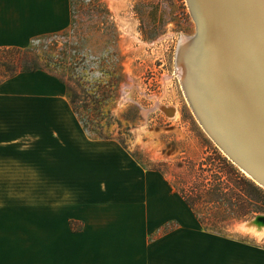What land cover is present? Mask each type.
Instances as JSON below:
<instances>
[{"label":"rangeland","instance_id":"374dc122","mask_svg":"<svg viewBox=\"0 0 264 264\" xmlns=\"http://www.w3.org/2000/svg\"><path fill=\"white\" fill-rule=\"evenodd\" d=\"M196 29L188 0H72L70 26L35 40L28 53L41 55L47 77L35 76L27 87L29 115H60L44 126L83 128L94 141L108 143L91 148L106 150L109 160L93 161L85 188L108 192L110 205L151 193L157 207L174 208L172 227L195 214L212 230L264 241V227L247 226L264 215L254 211L264 207V187L208 135L178 73L179 43ZM13 54L0 53V64L22 69L26 52ZM5 71L0 66V78ZM68 71L85 81V94ZM71 88L82 96L78 113ZM82 120H90L89 129ZM44 187L69 191L65 185Z\"/></svg>","mask_w":264,"mask_h":264},{"label":"crops","instance_id":"0c3cea01","mask_svg":"<svg viewBox=\"0 0 264 264\" xmlns=\"http://www.w3.org/2000/svg\"><path fill=\"white\" fill-rule=\"evenodd\" d=\"M71 21L72 0H0V47H28ZM45 72L0 83V264H264L263 240L212 230L195 214L172 227L174 208L151 193L117 206L85 188L93 161L109 160L91 148L108 143L44 126L60 115H29L27 87Z\"/></svg>","mask_w":264,"mask_h":264},{"label":"bare ground","instance_id":"6f19581e","mask_svg":"<svg viewBox=\"0 0 264 264\" xmlns=\"http://www.w3.org/2000/svg\"><path fill=\"white\" fill-rule=\"evenodd\" d=\"M189 5L201 33L196 54L192 40L197 29L194 35L182 37L177 52V69L189 103L200 122L208 124L207 115L235 149L264 166V154L258 146H264V139L253 131L250 120L240 116L224 82L226 59L211 14L215 6L225 26V41L240 70V92L264 121V0H190ZM247 226L257 231L264 227L250 221Z\"/></svg>","mask_w":264,"mask_h":264},{"label":"water","instance_id":"95a60500","mask_svg":"<svg viewBox=\"0 0 264 264\" xmlns=\"http://www.w3.org/2000/svg\"><path fill=\"white\" fill-rule=\"evenodd\" d=\"M211 14L213 17L214 25H216V30H217L216 32L219 35V45L223 49V54L226 59L225 73L227 74V77L223 75L224 82L227 83V89L232 96L231 98L233 100V103L235 104L237 111L239 112V114H241L240 116L245 117L247 120H250L252 122L253 131L255 129V131L257 132L259 136V139L263 140L264 139V121L262 120L261 116L258 114V111L255 108L254 104L253 105L249 104L248 99L246 98L245 94L242 92L246 100L244 101V97L242 93L240 92V90H242L241 80H240L241 78L240 70L235 60L231 56L232 52H230L229 46H227L228 42L226 41L228 40L226 36L225 26L222 27L221 23H223V21L218 13V10H215V6H213V11ZM224 30H225V36H224ZM200 36H201L200 28L197 27V34L194 40H192L194 44L196 43L195 44L196 45L195 54L199 49L198 42H199ZM222 36H224V38ZM177 52H179V50H177ZM206 119L208 120V122L209 121L211 122L212 126L215 127V128L212 127L210 125V122L208 123L209 125L204 122H201L202 126L204 127L208 135L215 141V143L228 155V157L235 164H237L248 175H250L256 182H258L261 186L264 187V166H262L250 154L245 153L246 154L245 156V154L240 153L237 149H235L234 146H232L231 143L227 140V138L225 137V134H223L222 129L216 125L217 123H215V121H211V118H209L207 115H206ZM212 129L214 130L215 133L212 132ZM258 146L261 148L264 154V146H260L259 144ZM250 222L257 224L259 226H262L264 225V215H259L255 217L254 219H252Z\"/></svg>","mask_w":264,"mask_h":264},{"label":"trees","instance_id":"16d2710c","mask_svg":"<svg viewBox=\"0 0 264 264\" xmlns=\"http://www.w3.org/2000/svg\"><path fill=\"white\" fill-rule=\"evenodd\" d=\"M31 51H33L32 49V45L28 46V47H0V53H4L5 54H10L9 57H12L14 54L13 53H17V52H26V56H25V61L22 65V69H18V65H16L15 63H9V64H0V66H4V68L6 69L5 73L2 75L3 77L0 78V83L3 82L4 80L14 77L16 75H18L21 72H34L37 70H43L42 65H41V55L36 54L35 57H30L28 55V53H30ZM48 60V64L47 67L52 68V70H55V66H54V60L53 59H47ZM69 72V71H68ZM70 74V80L73 81H77L78 86L81 88L82 92H86V87H85V81H83L82 79H80L79 74H77L75 71L73 73L69 72ZM75 75H77V77H75ZM81 95L78 96L77 92L71 88V96H70V101L71 104L74 107V110L76 113H78V110L76 109L77 107V103L79 102V100H81ZM83 121V120H82ZM84 126L86 129H89L88 127L90 126V120L89 121H83ZM236 183V182H235ZM239 184V183H238ZM250 195H252L250 193ZM253 196V195H252ZM185 201L187 202V204L193 208L194 203L192 202V200L185 198ZM251 209V208H250ZM254 211H256L257 213H260L261 211L264 212V207L263 208H258L256 210V207H254Z\"/></svg>","mask_w":264,"mask_h":264}]
</instances>
